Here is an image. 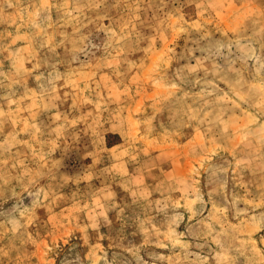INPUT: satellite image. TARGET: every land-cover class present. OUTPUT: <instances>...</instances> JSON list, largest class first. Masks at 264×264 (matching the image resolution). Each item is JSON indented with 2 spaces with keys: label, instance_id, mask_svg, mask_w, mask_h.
Returning a JSON list of instances; mask_svg holds the SVG:
<instances>
[{
  "label": "rangeland",
  "instance_id": "374dc122",
  "mask_svg": "<svg viewBox=\"0 0 264 264\" xmlns=\"http://www.w3.org/2000/svg\"><path fill=\"white\" fill-rule=\"evenodd\" d=\"M0 264H264V0H0Z\"/></svg>",
  "mask_w": 264,
  "mask_h": 264
}]
</instances>
